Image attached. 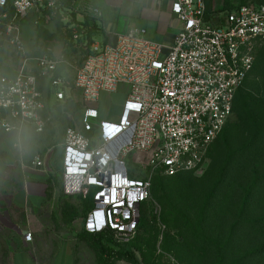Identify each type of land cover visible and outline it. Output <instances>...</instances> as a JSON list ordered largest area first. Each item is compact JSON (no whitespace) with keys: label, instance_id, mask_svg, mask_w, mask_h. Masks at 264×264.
Wrapping results in <instances>:
<instances>
[{"label":"built area","instance_id":"obj_1","mask_svg":"<svg viewBox=\"0 0 264 264\" xmlns=\"http://www.w3.org/2000/svg\"><path fill=\"white\" fill-rule=\"evenodd\" d=\"M61 7L59 0H0V43L21 54L17 77H0V130L16 136L14 148L24 169L49 174L55 146L30 153L23 135L47 132L52 92L53 109L64 110L75 105L68 90L79 91L81 111L58 145L64 191L91 200L84 222L88 233L109 230L118 243H128L137 233L152 183L132 177L125 159L141 154L145 167L167 177L205 164L233 113L236 92L254 67L256 48L264 44V5H243L216 16L206 0H172L171 13L181 27L170 47L149 39L145 29L132 28L105 45L94 42L79 65L67 63L74 76L60 75V62L47 56L38 57L37 68L30 70L21 24L32 12L51 19ZM80 10L102 17L96 8ZM120 85L129 87L121 118L100 119L101 93H115ZM98 212L104 223L90 228ZM25 240L33 241L31 232Z\"/></svg>","mask_w":264,"mask_h":264},{"label":"rangeland","instance_id":"obj_2","mask_svg":"<svg viewBox=\"0 0 264 264\" xmlns=\"http://www.w3.org/2000/svg\"><path fill=\"white\" fill-rule=\"evenodd\" d=\"M208 1L216 10L225 5L264 3V0ZM95 42L103 44L104 37L97 35ZM262 47L264 44L258 45L256 50ZM254 55L256 58V51ZM128 89V86L120 85L115 93H101L97 104L100 119L119 121ZM56 104L52 92L48 103L51 108L48 131L36 137V143L41 149L55 146L52 168L59 172L55 173L53 195L63 223L67 225L61 228L60 238L73 258L71 264H133L125 258L105 259L90 237L82 233V217L91 203L80 195L65 194L60 177L62 148L58 146L66 127L73 123L81 108L72 105L56 110L53 109ZM251 118L248 109L242 108L238 114L234 109L224 130L211 145L205 164L193 171L167 177L159 170L145 167V158L141 154L125 159L132 177L149 179L152 183L151 197L142 208L140 228L131 244L140 264H217L221 252L240 261V264H264V254L256 260L248 259L264 244V231H245L240 234L238 246L233 248L224 249L222 243L235 224L250 223L264 216V197L257 200L258 197L254 196L258 204L241 211L245 208V189L256 176L246 168L234 174L237 165H240L235 162L238 154L247 149L258 133L264 135V119L256 117L252 121ZM225 183L229 185L228 191L225 190ZM220 238L221 242H217Z\"/></svg>","mask_w":264,"mask_h":264},{"label":"crops","instance_id":"obj_3","mask_svg":"<svg viewBox=\"0 0 264 264\" xmlns=\"http://www.w3.org/2000/svg\"><path fill=\"white\" fill-rule=\"evenodd\" d=\"M59 1L66 9L87 7L101 11L98 23L108 36L107 43L118 34L139 28L147 31L149 39L170 47L181 27L171 13L172 0ZM57 17L48 19L32 12L23 20L24 54L29 59L30 70L37 68L38 57L47 56L60 62V75L74 76V69L67 67V63L79 65L88 50L82 45H69L65 26L70 21L69 15L62 12ZM77 19L82 20L83 15L77 14ZM20 62L21 54L15 47L0 43V77L16 78ZM22 140L30 153L41 149L29 130ZM15 141L14 134L0 130V264H71L73 258L60 238L61 228L67 225L53 195L52 162L47 165L49 174L30 167L24 169L18 162ZM27 232L33 235L30 243L25 240Z\"/></svg>","mask_w":264,"mask_h":264},{"label":"trees","instance_id":"obj_4","mask_svg":"<svg viewBox=\"0 0 264 264\" xmlns=\"http://www.w3.org/2000/svg\"><path fill=\"white\" fill-rule=\"evenodd\" d=\"M206 2L208 5L209 12L211 14H215L216 16L225 14L227 11L237 9L243 5H248V4L264 5V3L249 2V3H241L238 4L237 6L225 5L220 10H216L213 7L211 1L206 0ZM62 12L65 15H69V19H70V21L67 24H65V26L68 29L67 39L70 46H73L75 44L82 45L90 52L91 45L95 42V37L97 35H102L104 37L103 45H105L108 42L107 34L98 23V21H100L101 19H98L97 17L91 14H84L80 11V9H73V8L66 9L63 6L59 9L58 13L53 18H56L57 16L58 17L62 16ZM77 14L83 15V19L78 20ZM217 21L220 22L221 19L217 18ZM75 32L76 34H78V39H74L73 33ZM256 52H257V57L255 58L254 67L250 75L246 79L245 83L241 87L244 88V90L241 91L240 88L236 92L234 105H233V111L235 109L236 114H238L242 108H245V110L248 109L250 117H252L251 118L252 121H254L256 117L264 119V47L257 49ZM249 78L250 80L246 85L247 80ZM70 95L74 96V100H75L74 104L81 108V101H80L81 95L79 91H70ZM48 109L51 108L48 106ZM262 122H264V120H262ZM54 154L52 155V158L50 160L51 162H53ZM235 162H237V164L240 163V165H237L234 174L246 168L248 170L250 169L251 173L254 176H256L252 178V183L248 186L247 189H245V195L243 199V207L245 208L241 210L242 212H244L247 209H251L253 206L255 207L258 204L257 200L262 199L264 197V135L263 134L260 135L258 133L252 139L247 149H244L243 152H240L238 154L237 158L235 159ZM52 170L54 169L52 168ZM54 172L58 173L59 171L57 169ZM60 177H61V166H60ZM224 187L226 188L225 190L228 191L229 185L227 186V184L225 183ZM254 196L258 197V199L257 200L253 199ZM90 203L91 205L87 209H85L84 215L82 217L83 219L82 233L90 237L94 247L97 249L100 255L108 260L112 258H125L131 261L133 264H140L139 258L136 255V251L133 245H131L134 238L128 243H118L114 239L112 231L106 230L100 233L91 234L85 230L84 222L87 218V215L92 209L91 200ZM142 208H141V213H142ZM140 224H141V219L137 232L140 228ZM245 231H247L248 233L264 231V216L254 221H251L250 223H246L242 225H239V223L235 224L231 228L229 235L226 238H224V241L222 242L225 246L224 249L238 246L240 234L245 233ZM221 238L218 239L219 241L217 242H221ZM262 254H264V244L259 249L254 251L253 254H251V256L248 257V259L256 260L260 258L259 255ZM229 257L230 255L226 256L223 255V253L221 252V254H219L218 256L217 264H240V261L234 260L233 258H229Z\"/></svg>","mask_w":264,"mask_h":264},{"label":"snow or ice","instance_id":"obj_5","mask_svg":"<svg viewBox=\"0 0 264 264\" xmlns=\"http://www.w3.org/2000/svg\"><path fill=\"white\" fill-rule=\"evenodd\" d=\"M129 108H138L139 106L138 105H135V104H129L128 105ZM104 223V214L103 212H98L96 213V216H95V222L94 223H90L89 224V227H100L102 224Z\"/></svg>","mask_w":264,"mask_h":264}]
</instances>
